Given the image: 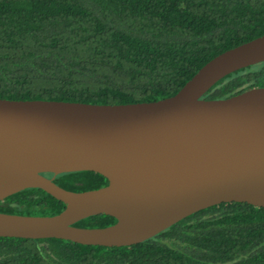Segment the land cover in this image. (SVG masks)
<instances>
[{
    "label": "trees",
    "instance_id": "1",
    "mask_svg": "<svg viewBox=\"0 0 264 264\" xmlns=\"http://www.w3.org/2000/svg\"><path fill=\"white\" fill-rule=\"evenodd\" d=\"M263 34L264 0H0V97L164 99L218 54ZM258 86L264 61L227 75L205 97ZM55 181L74 191L108 184L95 171L66 172ZM64 208L41 188L0 200L6 213L53 215ZM116 221L99 214L75 225ZM0 264H264V207L222 202L125 246L2 236Z\"/></svg>",
    "mask_w": 264,
    "mask_h": 264
},
{
    "label": "water",
    "instance_id": "2",
    "mask_svg": "<svg viewBox=\"0 0 264 264\" xmlns=\"http://www.w3.org/2000/svg\"><path fill=\"white\" fill-rule=\"evenodd\" d=\"M263 61L264 34L218 54L164 99L0 97V200L41 188L65 203L53 215L0 212V237L125 246L222 202L264 207V86L205 97L227 75ZM75 171L98 172L108 184L74 191L55 181ZM99 214L117 221L75 225Z\"/></svg>",
    "mask_w": 264,
    "mask_h": 264
}]
</instances>
